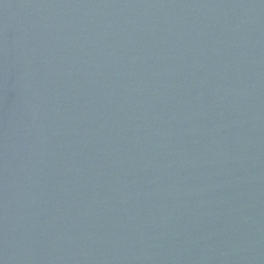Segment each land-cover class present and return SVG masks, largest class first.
I'll return each instance as SVG.
<instances>
[{"label":"water","instance_id":"obj_1","mask_svg":"<svg viewBox=\"0 0 264 264\" xmlns=\"http://www.w3.org/2000/svg\"><path fill=\"white\" fill-rule=\"evenodd\" d=\"M0 264H264V0H0Z\"/></svg>","mask_w":264,"mask_h":264}]
</instances>
